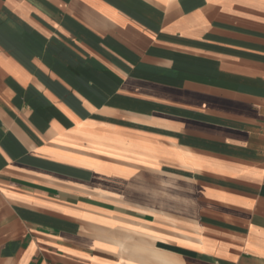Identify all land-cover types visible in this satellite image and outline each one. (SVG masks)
<instances>
[{"label":"crops","instance_id":"obj_1","mask_svg":"<svg viewBox=\"0 0 264 264\" xmlns=\"http://www.w3.org/2000/svg\"><path fill=\"white\" fill-rule=\"evenodd\" d=\"M0 264H264V0H0Z\"/></svg>","mask_w":264,"mask_h":264}]
</instances>
